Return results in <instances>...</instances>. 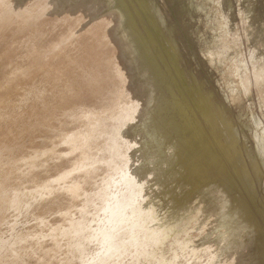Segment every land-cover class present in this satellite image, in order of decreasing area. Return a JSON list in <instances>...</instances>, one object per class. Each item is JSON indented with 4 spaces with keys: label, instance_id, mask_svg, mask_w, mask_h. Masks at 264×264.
Listing matches in <instances>:
<instances>
[{
    "label": "rangeland",
    "instance_id": "1",
    "mask_svg": "<svg viewBox=\"0 0 264 264\" xmlns=\"http://www.w3.org/2000/svg\"><path fill=\"white\" fill-rule=\"evenodd\" d=\"M0 264H264V0H0Z\"/></svg>",
    "mask_w": 264,
    "mask_h": 264
},
{
    "label": "bare ground",
    "instance_id": "2",
    "mask_svg": "<svg viewBox=\"0 0 264 264\" xmlns=\"http://www.w3.org/2000/svg\"><path fill=\"white\" fill-rule=\"evenodd\" d=\"M30 2V1H29ZM143 9V8H142ZM67 20V19H66ZM65 20V21H66ZM43 25V24H42ZM59 26H61V25H59ZM63 27V26H62ZM79 34V33H78ZM78 41V40H77ZM35 42V41H34ZM76 44V43H75ZM80 44V43H79ZM81 47V46H80ZM69 50V49H68ZM18 51V50H17ZM18 53V52H17ZM73 53V52H72ZM59 56V55H58ZM61 60V59H60ZM63 62V61H62ZM55 65V64H54ZM51 75V74H50ZM7 78V77H6ZM72 83V82H71ZM8 84V83H7ZM73 84V83H72ZM31 91V90H30ZM34 91V90H33ZM38 91V90H37ZM48 94V93H47ZM54 94V93H53ZM52 96V95H51ZM33 98V97H32ZM53 99V98H52ZM23 100H25V99H23ZM31 100V99H30ZM34 100V99H33ZM19 101V100H18ZM19 103H20V101H19ZM28 104V103H27ZM25 106V105H24ZM28 106V105H27ZM48 107V106H47ZM38 109V108H37ZM22 111V110H21ZM35 111V110H34ZM16 117V116H15ZM10 118V117H9ZM36 122V121H35ZM32 123V122H31ZM27 124V123H26ZM30 124V123H29ZM27 126V125H26ZM32 127V126H31ZM20 130V129H19ZM18 138V137H17ZM9 141V140H8ZM10 142V141H9Z\"/></svg>",
    "mask_w": 264,
    "mask_h": 264
}]
</instances>
